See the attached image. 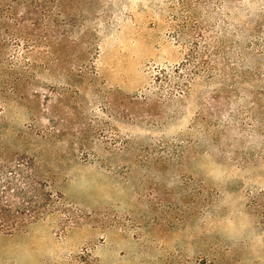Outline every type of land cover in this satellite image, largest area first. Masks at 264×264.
Returning a JSON list of instances; mask_svg holds the SVG:
<instances>
[{
	"label": "rangeland",
	"instance_id": "rangeland-1",
	"mask_svg": "<svg viewBox=\"0 0 264 264\" xmlns=\"http://www.w3.org/2000/svg\"><path fill=\"white\" fill-rule=\"evenodd\" d=\"M0 264H264V0H0Z\"/></svg>",
	"mask_w": 264,
	"mask_h": 264
}]
</instances>
